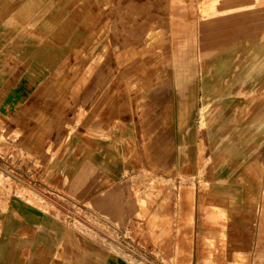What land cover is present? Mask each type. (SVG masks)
<instances>
[{
	"label": "rangeland",
	"instance_id": "1",
	"mask_svg": "<svg viewBox=\"0 0 264 264\" xmlns=\"http://www.w3.org/2000/svg\"><path fill=\"white\" fill-rule=\"evenodd\" d=\"M263 1L160 0L151 5V12L159 5L165 14L161 21L166 26L167 57L161 61L158 49L134 46L137 42L127 30L130 16L137 22L151 20L152 24L156 18L149 19L148 11L144 16L138 15L141 6L138 9L133 6L131 12L130 0L59 1L64 11L71 12L72 27L76 25L67 43L55 34L37 29L36 24L42 17L18 9L14 0H0V79L28 66L48 69L52 76L50 83L61 86V73L68 69L67 65L74 78L84 79L87 75L86 65L79 62L84 51L81 42L86 34H97L107 47L109 41L122 45L115 59L104 52V62L90 65L98 72L89 95L65 97L58 92L46 104L51 107L56 103L57 111L49 114L34 110L33 114L40 117V125L34 127L27 123L21 127L24 143L18 150L35 157L36 170L30 161L16 159L15 152L8 150L15 148L17 144L13 139L19 134L13 133L12 128L2 131L0 120V157L7 150L12 152L8 154L10 158H6L7 163L0 158V166L6 167L8 189L14 186L16 177L20 179L14 164L23 163V183L33 188H28V193L32 190L39 208L49 212L52 207L49 199L52 193L48 192L50 174L62 180L64 189L68 173L75 169L82 171L83 177L72 182L71 189L82 188V194L87 196V228L97 225L90 216L95 203L102 208L104 220L110 216L116 221L101 223L103 243L112 254L106 264H264V115L263 120L257 122L260 128L256 135L245 139L246 147L256 151L253 158L203 157L176 172L172 160L160 161L165 162V166L159 165L158 160L150 161L144 140L143 111L149 90L147 82L153 81L165 68L173 67V44L187 40L188 31L201 17L229 8L264 9ZM96 6L102 15L92 14V25L86 22L85 30H77L79 21L85 22V10H95ZM102 16L104 20L110 17L115 20L111 24L113 32L97 24ZM262 25V31L247 37L261 35L264 41V15ZM37 46L43 53L48 49L53 55H63L67 64L34 65ZM4 97L1 93L0 100ZM34 99H29L27 104L45 103L40 96ZM262 99L264 102V96ZM9 137L13 138L9 140ZM10 141L14 145H9ZM100 171L104 173L102 177L98 175ZM110 174L118 179L120 191L99 196L96 190L110 185ZM0 185L4 187L2 177ZM62 196L58 200H62ZM63 206L57 208L66 214L70 209ZM5 209L0 210L3 213ZM1 225L0 221V229Z\"/></svg>",
	"mask_w": 264,
	"mask_h": 264
},
{
	"label": "crops",
	"instance_id": "2",
	"mask_svg": "<svg viewBox=\"0 0 264 264\" xmlns=\"http://www.w3.org/2000/svg\"><path fill=\"white\" fill-rule=\"evenodd\" d=\"M59 1L62 0H14V3L18 9L43 18L36 24L39 31L52 36L55 34L67 43L71 41V32L76 30V25L72 27L71 12L64 11ZM159 1L130 0L131 12L133 6L136 9L141 6L138 15L144 16L148 11L149 19H156L152 24L151 20L148 23L137 22L130 16L127 30L134 41H138L134 46L154 47L158 49L160 60L165 61L166 26L161 22L165 14L159 5L152 12L150 10V6ZM263 10L255 6L229 8L201 17L188 31L191 36L187 40L173 44V67L165 68L154 76L153 81L147 82L149 90L143 106L144 140L150 161L158 160L159 165L165 166V162L172 160L177 172L203 157L223 160L253 158L256 151L246 147L248 141L245 139L248 135H256L260 128L257 122L263 120L264 115V41L261 35L254 38L247 36L260 30V25L263 26ZM94 13L102 15L98 6L95 10H85V22L79 21L77 30H85L86 22L92 25L91 16ZM114 21L111 17L104 20L102 16L97 24H102L103 29L107 26V31L111 28L113 32L111 24ZM105 44L97 34H86L82 39L84 54L79 56V62L87 67L84 79L74 78L68 65V69L61 73V86L50 83L52 76L48 69H30L28 66L20 68L13 76L6 75L0 79V94L5 96L0 100L2 131L12 128L13 133L19 134L13 139L17 147L8 149L15 152L16 159L28 160L34 165V170L37 169L35 157L22 149L18 150L24 143L21 127L27 123L34 127L40 125V117L33 114L34 110L49 114L57 111L56 103L51 107L46 104L58 92L65 97L89 95L98 72L90 65L104 62V52L115 59L119 49H122L119 42L113 44L109 41L108 47ZM38 48L34 50L37 58L31 56L34 65L43 66L51 62L67 64L63 55H53L48 49L43 53ZM133 51L137 50L133 48ZM39 96L45 100V105L27 104L29 99ZM12 138L9 137V140ZM29 141L32 143L33 137ZM12 144L13 141H10L9 145ZM8 150L3 154L5 159L12 153ZM14 166L20 179L15 181L14 186H9L10 189L7 187L6 167L0 166V177L4 182V187L0 185V209L6 208L3 213L0 210V264H106L112 254L103 243L101 223H114L115 220L107 214L110 219L104 220L102 208L95 203L90 216L97 225L87 228V196L82 194V188L78 190L74 186L71 189L72 182L83 177L84 173L78 169L68 173L64 189L62 180L55 179L54 173L50 174L48 192L52 193L49 198L52 207L47 212L39 208L36 195L32 190L28 193L30 187L23 183L24 164ZM98 175L102 177L104 173L100 171ZM109 179L110 185L96 190L99 196L120 191L118 179L113 174L109 175ZM61 194L63 199L58 200ZM60 205L70 210L63 214L58 209Z\"/></svg>",
	"mask_w": 264,
	"mask_h": 264
},
{
	"label": "bare ground",
	"instance_id": "3",
	"mask_svg": "<svg viewBox=\"0 0 264 264\" xmlns=\"http://www.w3.org/2000/svg\"><path fill=\"white\" fill-rule=\"evenodd\" d=\"M249 2V1H248ZM252 2V1H251ZM264 2V1H263ZM259 4H261V3H259ZM249 5V4H248ZM259 6H261V5H259ZM248 8V7H247ZM27 10V9H26ZM179 15V14H178ZM167 16V15H166ZM169 18V17H168ZM161 22H163V21H161ZM160 25V24H159ZM162 28V27H161ZM164 33V32H163ZM184 33V32H183ZM161 34V33H160ZM182 34V33H181ZM170 35V34H169ZM245 35V34H244ZM144 36V35H143ZM149 36V35H148ZM153 36V35H152ZM167 36V35H166ZM191 36V35H190ZM236 36V35H235ZM246 37V36H245ZM129 38V37H128ZM132 38V37H131ZM166 38V37H165ZM226 39V38H225ZM235 39V38H234ZM133 40V39H132ZM152 40V39H151ZM166 40V39H165ZM224 40V39H223ZM142 41V40H141ZM240 41V40H239ZM138 42V41H137ZM166 42V41H165ZM217 43V42H216ZM215 43V44H216ZM144 44V43H143ZM160 44V43H159ZM138 45V44H137ZM221 45V44H220ZM223 45V44H222ZM154 46V45H153ZM199 47V46H198ZM210 47V46H209ZM215 47V46H214ZM136 48V47H135ZM190 48V47H189ZM154 49V48H153ZM210 49V48H209ZM157 50V49H156ZM162 51V50H161ZM170 51V50H169ZM147 52V51H146ZM138 53V52H137ZM167 53V52H166ZM123 54V53H122ZM140 55V54H139ZM152 55V54H151ZM169 55V54H168ZM167 57V56H166ZM168 59V58H167ZM158 60V59H157ZM147 63H149V62H147ZM168 63V62H167ZM164 64V63H163ZM153 65V64H152ZM157 68V67H156ZM197 68H198V66H197ZM198 71V70H197ZM166 73V72H165ZM170 73V72H169ZM197 75H198V73H197ZM201 76V75H200ZM198 82V81H197ZM198 84V83H197ZM230 86V85H229ZM196 87V86H195ZM194 87V88H195ZM231 87V86H230ZM191 88H192V86H191ZM234 89V88H233ZM192 92V91H191ZM196 92V91H195ZM181 93H183V92H181ZM229 94V93H228ZM187 95V94H186ZM196 95V94H195ZM186 100V99H185ZM197 100V99H196ZM191 104V103H190ZM178 108V107H177ZM182 108V107H181ZM183 109V108H182ZM237 191V190H236ZM234 193V192H233ZM237 193V192H236ZM239 194V193H238ZM258 194V193H257ZM236 195V194H235ZM257 207V206H256ZM235 213V212H234ZM247 217V216H246ZM232 218V217H231ZM239 219V218H238ZM245 219V218H244ZM246 220V219H245ZM239 224V223H238ZM243 226V225H242ZM245 227V226H244ZM256 231V230H255ZM242 234V233H241ZM253 238V237H252Z\"/></svg>",
	"mask_w": 264,
	"mask_h": 264
},
{
	"label": "built area",
	"instance_id": "4",
	"mask_svg": "<svg viewBox=\"0 0 264 264\" xmlns=\"http://www.w3.org/2000/svg\"><path fill=\"white\" fill-rule=\"evenodd\" d=\"M4 162L6 161V159L4 158V157H0ZM9 158H10V156H9ZM5 163H7V162H5ZM16 171V170H15ZM6 173V172H5ZM15 179H17V180H19L18 179V177H16Z\"/></svg>",
	"mask_w": 264,
	"mask_h": 264
}]
</instances>
